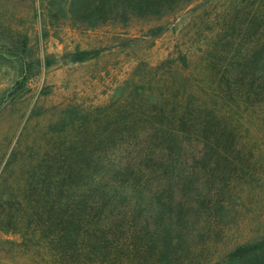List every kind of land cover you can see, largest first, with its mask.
I'll return each mask as SVG.
<instances>
[{"label": "trees", "instance_id": "trees-1", "mask_svg": "<svg viewBox=\"0 0 264 264\" xmlns=\"http://www.w3.org/2000/svg\"><path fill=\"white\" fill-rule=\"evenodd\" d=\"M195 1L46 0L58 7L54 22L138 21L152 37ZM223 1L231 32L206 42L199 66L190 64L196 49L179 46L166 80L156 76L165 61L154 67L150 94L141 75L29 166L27 205L7 228L28 264H264V234L216 258L208 251L218 214L264 155V0ZM233 32L245 42L223 50Z\"/></svg>", "mask_w": 264, "mask_h": 264}, {"label": "rangeland", "instance_id": "rangeland-1", "mask_svg": "<svg viewBox=\"0 0 264 264\" xmlns=\"http://www.w3.org/2000/svg\"><path fill=\"white\" fill-rule=\"evenodd\" d=\"M227 4L196 0L165 33L152 37L145 35L148 24L138 21L84 29L67 17L49 19L58 7H49L46 0H0V264H28L7 228L10 213L27 205L23 195L28 191L29 166L61 132L70 136L72 126H88L91 108L127 94L141 75L150 80V94L154 67L165 61L156 76L166 80L172 62L166 59L180 61L179 46L196 49L190 64L199 66V50L206 42L231 32L222 27H228L230 18L224 10ZM240 42L245 40L233 32L220 43L226 50ZM79 51L88 53L76 61ZM183 76L179 71L181 81ZM255 159L253 176L236 184L228 209L218 214L223 228L212 234L207 248L215 258L238 242L264 234V155Z\"/></svg>", "mask_w": 264, "mask_h": 264}]
</instances>
